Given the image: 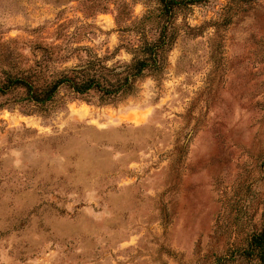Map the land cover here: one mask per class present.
Returning <instances> with one entry per match:
<instances>
[{"label":"rangeland","instance_id":"374dc122","mask_svg":"<svg viewBox=\"0 0 264 264\" xmlns=\"http://www.w3.org/2000/svg\"><path fill=\"white\" fill-rule=\"evenodd\" d=\"M104 4L0 0V66L52 44L111 54ZM178 24L162 77L124 100L0 110V264H264L251 246L264 227V0H209Z\"/></svg>","mask_w":264,"mask_h":264},{"label":"trees","instance_id":"16d2710c","mask_svg":"<svg viewBox=\"0 0 264 264\" xmlns=\"http://www.w3.org/2000/svg\"><path fill=\"white\" fill-rule=\"evenodd\" d=\"M208 1L104 0L103 10L109 4L114 6L119 32L114 51L99 56L89 46L71 43L37 46L40 54L33 63L12 59L6 67L0 66V110L18 105L29 114L68 100L97 97L101 103H114L136 94L147 76L161 78L164 74L169 52L179 36V19L193 6ZM251 1L229 0L237 6ZM138 3L145 8L140 16L134 11ZM224 21L228 24L231 19ZM66 35L74 37L77 32ZM5 51L2 53L6 54ZM121 51L130 55V60L109 65L112 56ZM71 60L77 62L63 67ZM63 92L65 96H61ZM251 246L264 256V227L253 237Z\"/></svg>","mask_w":264,"mask_h":264}]
</instances>
